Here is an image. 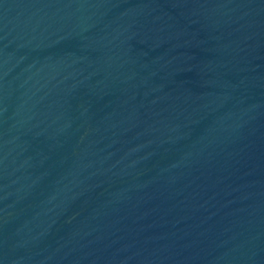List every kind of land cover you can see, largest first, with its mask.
<instances>
[{
    "label": "water",
    "instance_id": "1",
    "mask_svg": "<svg viewBox=\"0 0 264 264\" xmlns=\"http://www.w3.org/2000/svg\"><path fill=\"white\" fill-rule=\"evenodd\" d=\"M0 264H264V0H0Z\"/></svg>",
    "mask_w": 264,
    "mask_h": 264
}]
</instances>
